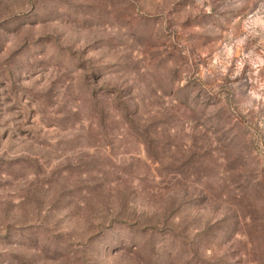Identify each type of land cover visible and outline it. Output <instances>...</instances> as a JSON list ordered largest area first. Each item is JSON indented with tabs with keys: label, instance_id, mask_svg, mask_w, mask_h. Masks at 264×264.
<instances>
[{
	"label": "rangeland",
	"instance_id": "374dc122",
	"mask_svg": "<svg viewBox=\"0 0 264 264\" xmlns=\"http://www.w3.org/2000/svg\"><path fill=\"white\" fill-rule=\"evenodd\" d=\"M0 264H264V0H0Z\"/></svg>",
	"mask_w": 264,
	"mask_h": 264
}]
</instances>
